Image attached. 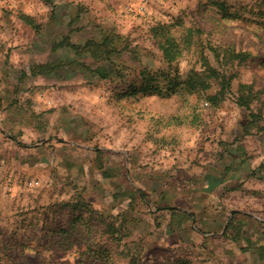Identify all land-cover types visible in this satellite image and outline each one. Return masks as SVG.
Listing matches in <instances>:
<instances>
[{
	"label": "rangeland",
	"instance_id": "1",
	"mask_svg": "<svg viewBox=\"0 0 264 264\" xmlns=\"http://www.w3.org/2000/svg\"><path fill=\"white\" fill-rule=\"evenodd\" d=\"M102 28L125 46L106 78L89 54L84 68L68 63L72 50L49 49L68 30L84 42ZM56 55L65 61L56 74L20 75ZM4 60L22 80L18 96L53 88L50 111L27 103L0 117V264L233 263L214 240L155 241L141 200L123 221L127 203L113 201L118 179H106L104 157L132 176L224 152L264 162V0H0ZM169 68L182 82L174 90L140 89V70ZM192 73L205 87H192Z\"/></svg>",
	"mask_w": 264,
	"mask_h": 264
},
{
	"label": "crops",
	"instance_id": "2",
	"mask_svg": "<svg viewBox=\"0 0 264 264\" xmlns=\"http://www.w3.org/2000/svg\"><path fill=\"white\" fill-rule=\"evenodd\" d=\"M41 32H35L36 37L40 36ZM74 33L75 30H68L58 39L50 40V51L56 54L62 48L72 50L66 45L55 47L64 36L74 44L86 41L76 42L73 39ZM30 46L37 48L35 39L31 40ZM47 62L61 65L65 63L56 55L54 59L32 63L28 72L20 71V75L39 80L43 76L56 74V68L46 73H32V65ZM84 62L83 55L78 57L74 54V58L71 57L68 63L83 67ZM0 63V117L2 115L3 118L4 111L23 104H30L33 110H39V113L51 110L50 107L46 109L44 106L51 102L49 98L52 85L37 86L29 96L20 97L16 86L22 88V80H17V83L11 81L12 75H16L15 72L8 70V63L4 66L5 60ZM86 81L90 82L87 79ZM104 158L103 169L108 173L106 179H118L119 188L111 193L113 201L127 203L125 210L117 215L126 218L129 212L140 209L137 204L140 200V203L144 202L142 209L146 208V211L150 212L151 234L155 241L161 243L165 240L187 245L185 242L192 240H214L222 243L224 249H230L232 264H264L262 159L248 160L245 155L239 153L234 158L224 152L218 154V160L212 164L194 165L186 158L180 157L178 162L172 159L168 165L143 171V174L137 171L136 175L132 176L127 167L125 172L118 174L119 167L110 166L109 154ZM116 175L118 177L115 178ZM130 191H134V194ZM143 197L148 198L150 202L143 200Z\"/></svg>",
	"mask_w": 264,
	"mask_h": 264
},
{
	"label": "trees",
	"instance_id": "3",
	"mask_svg": "<svg viewBox=\"0 0 264 264\" xmlns=\"http://www.w3.org/2000/svg\"><path fill=\"white\" fill-rule=\"evenodd\" d=\"M51 0H46V2H50ZM21 18L28 22L29 24L33 25V27L37 30L39 25L34 22V19L31 16L21 14ZM99 36H91L90 38L86 39V41L82 44H74L68 41V37H62V39L55 44V47H61V46H69L72 51L74 52L75 56H82L83 54L87 53L91 56V58L99 63L102 62L101 65H98L95 68V71H97V74L100 78H106V75H111L113 72V61L112 59L114 56H118L122 50L125 48L124 45L121 44V42H117L114 38L110 36L109 33H106V28H102L100 30ZM106 62V64L104 63ZM60 64H52V63H44V64H35L32 65L31 71L32 73H46L49 71H53L55 68L58 69ZM89 65L84 62L83 67L86 68ZM141 77V85L140 89L150 87L154 89L155 91H165L166 93L169 91H172L182 83L179 79L177 74L173 75L174 72L169 69H161L157 73L150 74L149 71L146 69L140 70L139 72ZM224 80L226 84H228L229 79ZM152 82V84L150 83ZM189 82L192 85V87L200 86L205 87V82L198 77L197 73H192L189 77ZM241 105H246L247 103L244 101H238ZM106 173V170L103 171V174ZM130 193L133 195L134 191H130ZM123 221L126 222V218L123 217Z\"/></svg>",
	"mask_w": 264,
	"mask_h": 264
}]
</instances>
